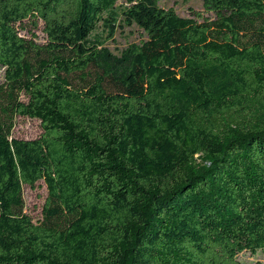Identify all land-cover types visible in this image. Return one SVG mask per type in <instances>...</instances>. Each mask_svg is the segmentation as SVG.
Wrapping results in <instances>:
<instances>
[{"label": "trees", "instance_id": "trees-1", "mask_svg": "<svg viewBox=\"0 0 264 264\" xmlns=\"http://www.w3.org/2000/svg\"><path fill=\"white\" fill-rule=\"evenodd\" d=\"M119 1L0 0V264L264 257V0H125L147 38L115 56L92 34ZM17 117L43 133L13 138Z\"/></svg>", "mask_w": 264, "mask_h": 264}, {"label": "rangeland", "instance_id": "rangeland-1", "mask_svg": "<svg viewBox=\"0 0 264 264\" xmlns=\"http://www.w3.org/2000/svg\"><path fill=\"white\" fill-rule=\"evenodd\" d=\"M127 6L125 0H120L117 4V17L115 26L109 28L107 24L114 23L113 20H108L105 24L101 22L98 29L92 34V38H99L103 44V48L115 56H120L124 50L134 44H140L146 40V35L137 25H129L123 15V10ZM164 9L173 8L180 17L192 18L194 12L203 13L206 17L213 18V15L207 14L204 11L203 0H162L159 4ZM104 19H108L107 15ZM43 24L40 22L38 27H34L28 22L19 27L20 35L26 40H34L38 45H45L47 42L46 35L43 29ZM113 30V32H112ZM5 81V68L0 67V86ZM43 133V128L40 120L30 118L17 117L15 120V128L13 130V138L21 140H33L38 138ZM25 201V213L32 217L34 222H39L43 219V209L48 197V190L43 182L36 185L35 188L25 186L23 188ZM244 264H256L262 262L264 257L261 254L253 256L250 253H243L239 256Z\"/></svg>", "mask_w": 264, "mask_h": 264}]
</instances>
